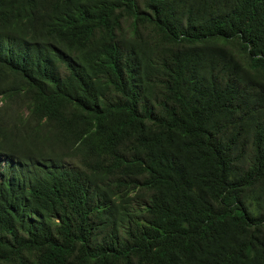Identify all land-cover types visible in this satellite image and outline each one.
<instances>
[{"label":"trees","instance_id":"1","mask_svg":"<svg viewBox=\"0 0 264 264\" xmlns=\"http://www.w3.org/2000/svg\"><path fill=\"white\" fill-rule=\"evenodd\" d=\"M0 264H264V0H0Z\"/></svg>","mask_w":264,"mask_h":264},{"label":"rangeland","instance_id":"2","mask_svg":"<svg viewBox=\"0 0 264 264\" xmlns=\"http://www.w3.org/2000/svg\"><path fill=\"white\" fill-rule=\"evenodd\" d=\"M143 0H138V3L140 2V4H142ZM246 151L249 152V148H246Z\"/></svg>","mask_w":264,"mask_h":264}]
</instances>
